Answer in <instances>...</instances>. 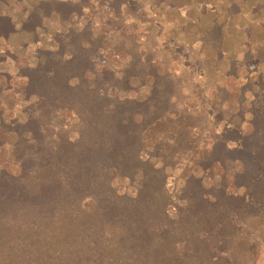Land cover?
<instances>
[{"label": "trees", "instance_id": "obj_1", "mask_svg": "<svg viewBox=\"0 0 264 264\" xmlns=\"http://www.w3.org/2000/svg\"><path fill=\"white\" fill-rule=\"evenodd\" d=\"M101 1L114 11L135 4ZM90 3L43 1L22 30L35 32L40 12L67 19ZM15 27L0 17V39ZM88 43L70 31L44 64L21 69L29 117L0 118L16 137L0 166V264H244L239 222H264V110L249 131L227 126L215 137L204 165L224 171L221 183L207 187L191 174L182 195L192 207L173 218L165 168L177 159L162 155V141L147 149L148 132L172 112L173 80L155 74L144 99L112 95L122 82L112 71L108 87L95 77ZM136 76H125V90ZM114 175L131 191L116 192Z\"/></svg>", "mask_w": 264, "mask_h": 264}, {"label": "rangeland", "instance_id": "obj_2", "mask_svg": "<svg viewBox=\"0 0 264 264\" xmlns=\"http://www.w3.org/2000/svg\"><path fill=\"white\" fill-rule=\"evenodd\" d=\"M43 1L0 0V17H9L16 33L0 39V118L5 122L29 117L24 101L25 80L19 71L46 62L45 52L59 49L60 37L70 31L83 34L92 49L95 77L103 80L112 71L121 80V98L144 99L151 95L154 75L173 80L172 112L147 134V149L164 142L162 155L174 154L175 167L166 169V191L176 218L192 202L182 190L191 174L210 187L219 185L224 171L206 167L215 137L224 127L250 130L249 121L264 110V0H134L114 11L101 0H91L82 16L46 17L35 32L23 31L29 14ZM77 2L79 0H52ZM220 28L215 39L213 29ZM220 50L222 57L220 56ZM133 73L130 90L123 80ZM4 152L10 157L14 134L0 127ZM239 169V165L236 167ZM112 184L119 194L131 191L118 175ZM239 251L244 264H264V222H239Z\"/></svg>", "mask_w": 264, "mask_h": 264}]
</instances>
